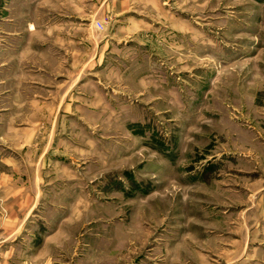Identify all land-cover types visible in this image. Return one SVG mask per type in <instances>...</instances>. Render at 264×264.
Wrapping results in <instances>:
<instances>
[{
	"label": "rangeland",
	"instance_id": "374dc122",
	"mask_svg": "<svg viewBox=\"0 0 264 264\" xmlns=\"http://www.w3.org/2000/svg\"><path fill=\"white\" fill-rule=\"evenodd\" d=\"M27 211L68 264H264V0H0Z\"/></svg>",
	"mask_w": 264,
	"mask_h": 264
},
{
	"label": "crops",
	"instance_id": "0c3cea01",
	"mask_svg": "<svg viewBox=\"0 0 264 264\" xmlns=\"http://www.w3.org/2000/svg\"><path fill=\"white\" fill-rule=\"evenodd\" d=\"M14 218L21 221L13 223ZM30 218L29 211L20 216L13 212L1 215L0 264H68L55 256L67 239L64 230L58 227L47 232Z\"/></svg>",
	"mask_w": 264,
	"mask_h": 264
}]
</instances>
